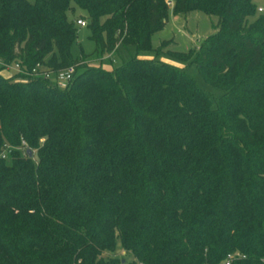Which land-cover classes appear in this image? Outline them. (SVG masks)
<instances>
[{"label": "trees", "instance_id": "trees-1", "mask_svg": "<svg viewBox=\"0 0 264 264\" xmlns=\"http://www.w3.org/2000/svg\"><path fill=\"white\" fill-rule=\"evenodd\" d=\"M76 9L95 48L73 58ZM196 11L217 19L191 59L218 96L139 55L170 12ZM120 46L135 55L87 64ZM13 63L76 73L60 87L6 76ZM230 252L245 256L230 264H264L253 0H0V264H223Z\"/></svg>", "mask_w": 264, "mask_h": 264}, {"label": "rangeland", "instance_id": "rangeland-1", "mask_svg": "<svg viewBox=\"0 0 264 264\" xmlns=\"http://www.w3.org/2000/svg\"><path fill=\"white\" fill-rule=\"evenodd\" d=\"M256 8L264 10V0H253ZM69 20L83 19L87 23L86 12L76 9L74 14H68ZM217 19L207 16L201 12H192L186 16H173L169 13L168 22L164 28L153 34L151 44L153 50L142 51V57H156L162 62L181 68L187 72L195 83L202 89L208 91L212 96H218L222 90L206 83L196 64L191 59L198 50L201 42L209 35L216 32L214 25ZM77 39L73 43L71 53L73 58L84 54H91L95 48L94 42L90 39L87 26L76 25ZM136 50L133 46L127 48L120 46L115 54L105 53L93 55L86 58L89 66H101L104 68H114L123 61H128L134 56ZM190 57V59H188ZM112 60V61H111ZM111 61V62H110ZM6 76L14 75V71L4 72Z\"/></svg>", "mask_w": 264, "mask_h": 264}, {"label": "built area", "instance_id": "built-area-1", "mask_svg": "<svg viewBox=\"0 0 264 264\" xmlns=\"http://www.w3.org/2000/svg\"><path fill=\"white\" fill-rule=\"evenodd\" d=\"M167 4L169 6L172 5L170 1H167ZM257 12L259 14L264 15V10L261 8L257 9ZM76 25L80 27H84L87 25V23L83 19H76L75 21ZM3 69L5 71H14L20 74H23L24 76H31V77H42L46 79H52L58 86L60 87H66L69 82L74 78V75L76 73V67L75 65H70L66 68L60 69V70H52L48 67H44L40 64H36L33 66L30 70H24L19 63H13V64H5L3 66ZM245 256L239 252H230L226 255L224 258L223 264H230L233 260L238 258H244Z\"/></svg>", "mask_w": 264, "mask_h": 264}, {"label": "water", "instance_id": "water-1", "mask_svg": "<svg viewBox=\"0 0 264 264\" xmlns=\"http://www.w3.org/2000/svg\"><path fill=\"white\" fill-rule=\"evenodd\" d=\"M28 153H29V154H31V151H30V150H28Z\"/></svg>", "mask_w": 264, "mask_h": 264}]
</instances>
